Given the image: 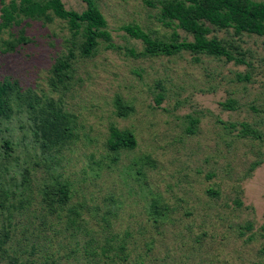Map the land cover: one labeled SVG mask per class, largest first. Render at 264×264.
<instances>
[{"label":"rangeland","instance_id":"374dc122","mask_svg":"<svg viewBox=\"0 0 264 264\" xmlns=\"http://www.w3.org/2000/svg\"><path fill=\"white\" fill-rule=\"evenodd\" d=\"M91 1L112 45L98 39L91 57L50 13L0 34L23 37L13 51L0 42V82L13 92L0 113V264H264V37L211 30L243 64L187 52L138 56L141 42L119 28L165 38L158 3ZM67 54L58 83L52 67ZM32 97L66 117L71 135L55 147L35 133ZM227 100L232 108L221 106ZM240 124L254 134L242 136ZM110 126L129 131L135 147L110 152ZM57 182L68 200L53 211L43 189Z\"/></svg>","mask_w":264,"mask_h":264},{"label":"trees","instance_id":"16d2710c","mask_svg":"<svg viewBox=\"0 0 264 264\" xmlns=\"http://www.w3.org/2000/svg\"><path fill=\"white\" fill-rule=\"evenodd\" d=\"M81 1L85 3V9L78 13L65 9L60 0H7V2L0 0V34L18 25L21 18L48 20L50 13L53 17L65 22L72 37L80 36L82 39L79 44L80 56L91 57L97 47L98 39H102L107 48H112L103 17L91 0ZM154 2L159 5L157 21L162 27L170 30L165 38H152L136 25L126 24L119 28L130 38L141 42L143 48L138 56H172L179 52H187L192 55L223 58L226 61L243 64V55L239 50L224 45L215 37H208L211 30L231 29L235 35L246 33L264 37V2L251 0H155ZM145 4L148 7L155 6L152 1H145ZM177 29L190 35L191 40L180 38L176 32ZM22 41L21 35L11 40H0L4 47L1 51H13L16 44ZM125 53L132 57L137 55L132 49L125 50ZM70 58L71 55L67 54L64 59L57 60L52 67L53 76L58 83H62L67 77L66 71ZM240 79L237 76V80ZM243 79L247 80L248 77L244 76ZM12 93L9 83L0 82V113ZM158 102L159 97L156 99V103ZM34 105H39L35 97L27 100V106L31 110L34 109ZM114 105L119 114L127 111L120 105L118 98H114ZM233 105L234 103L230 100L221 104L223 108H232ZM34 121L37 124L35 133L45 147H55L71 135L70 128L66 124V117L53 109L49 103L38 106ZM194 124L196 121L191 119L190 125ZM240 133L242 136L254 134L244 124H240ZM135 145V139L129 131L117 130L112 126L108 128L106 147L110 152L114 153L119 149L132 150ZM1 146L4 151L9 150L8 142H2ZM68 192L66 183L57 182L43 189V197L55 211V205L61 206L68 200ZM207 192L215 195V192L211 190ZM151 211L154 215L160 214L157 206H152ZM72 221L68 218V224ZM118 249L121 250V247L118 246Z\"/></svg>","mask_w":264,"mask_h":264}]
</instances>
